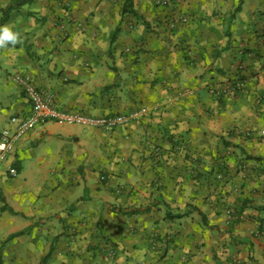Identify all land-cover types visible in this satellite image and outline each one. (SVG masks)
<instances>
[{"label":"crops","instance_id":"crops-1","mask_svg":"<svg viewBox=\"0 0 264 264\" xmlns=\"http://www.w3.org/2000/svg\"><path fill=\"white\" fill-rule=\"evenodd\" d=\"M159 1L0 0L21 39L0 131L30 113L18 77L68 111H142L49 121L0 156L3 264H264V179L241 166L264 163V0Z\"/></svg>","mask_w":264,"mask_h":264},{"label":"built area","instance_id":"built-area-1","mask_svg":"<svg viewBox=\"0 0 264 264\" xmlns=\"http://www.w3.org/2000/svg\"><path fill=\"white\" fill-rule=\"evenodd\" d=\"M31 104L28 115H13L9 120V127L0 131V156L9 155L15 145L37 126L53 121L67 125L83 124L112 131L120 125H125L142 115L141 110L130 112L108 113L101 116L88 115L62 109L54 98L43 93L30 78L18 77ZM244 81H236L233 89H242ZM15 175L17 171L12 170ZM264 230V226H263ZM264 235V231L262 233Z\"/></svg>","mask_w":264,"mask_h":264},{"label":"rangeland","instance_id":"rangeland-1","mask_svg":"<svg viewBox=\"0 0 264 264\" xmlns=\"http://www.w3.org/2000/svg\"><path fill=\"white\" fill-rule=\"evenodd\" d=\"M157 3H158L159 6L160 5L165 6V0H160ZM240 80H242V79H237L236 81H240ZM236 81H235V83H236ZM232 90H233L234 95H236L237 93L242 92L243 90H245V82H244V87L242 89H236V88H234ZM223 94H226V92L224 91L221 94L218 93V96H221V95L223 96ZM261 134L264 135V129L262 130V133ZM246 135L249 136V137L250 136H253V131H248V134H246ZM246 161L247 160H245L243 162L244 164L241 165L242 166V170L245 172V175L246 174H251V173L253 175V172H255L256 174H258V176L263 177V179H264V163L259 164L260 167L256 166V167H258V169H255L256 167H254L252 165H249V161H247V162ZM216 176H217V179H223L224 178V174H223V172L221 170H218V173H217ZM2 243H3V240H0V250H2V245H1ZM0 258H1V255H0ZM2 264H3V262H2Z\"/></svg>","mask_w":264,"mask_h":264},{"label":"clouds","instance_id":"clouds-1","mask_svg":"<svg viewBox=\"0 0 264 264\" xmlns=\"http://www.w3.org/2000/svg\"><path fill=\"white\" fill-rule=\"evenodd\" d=\"M20 42L21 39L19 33L14 32L10 25H5L0 28V48H4L9 44L15 46Z\"/></svg>","mask_w":264,"mask_h":264},{"label":"trees","instance_id":"trees-1","mask_svg":"<svg viewBox=\"0 0 264 264\" xmlns=\"http://www.w3.org/2000/svg\"><path fill=\"white\" fill-rule=\"evenodd\" d=\"M258 208H259L261 211H264V205H261V206H259ZM241 216H243V215H240V213H237V214H236V217H237V218H240ZM240 219H241V218H240ZM260 230L264 231V230L262 229V227H261ZM13 236H15V235H13ZM0 264H2L1 261H0Z\"/></svg>","mask_w":264,"mask_h":264}]
</instances>
